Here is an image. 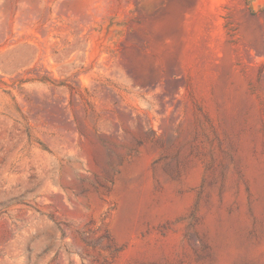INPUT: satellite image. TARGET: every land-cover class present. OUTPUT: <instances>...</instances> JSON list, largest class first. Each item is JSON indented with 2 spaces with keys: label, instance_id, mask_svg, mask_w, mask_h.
<instances>
[{
  "label": "rangeland",
  "instance_id": "rangeland-1",
  "mask_svg": "<svg viewBox=\"0 0 264 264\" xmlns=\"http://www.w3.org/2000/svg\"><path fill=\"white\" fill-rule=\"evenodd\" d=\"M245 138L264 163V0H0V264H226L237 242L264 252ZM146 146L144 180L124 167ZM132 183L143 198L119 237ZM227 186L229 215L245 197L243 236L202 228ZM172 198L188 200L168 212Z\"/></svg>",
  "mask_w": 264,
  "mask_h": 264
},
{
  "label": "bare ground",
  "instance_id": "bare-ground-1",
  "mask_svg": "<svg viewBox=\"0 0 264 264\" xmlns=\"http://www.w3.org/2000/svg\"><path fill=\"white\" fill-rule=\"evenodd\" d=\"M74 2H76V1H74ZM228 66H229L228 61L225 60L224 61L225 69ZM144 84L146 85V81H144ZM219 94L221 95L220 92H219ZM236 99H237V102L239 104H244L246 102V97H245L244 92L240 91L237 94ZM249 144H250L249 139L245 138L242 140V144L240 146L241 147L240 155L242 157L244 173L252 181L254 191L257 192L258 194H260L262 197H264V163L261 159L258 160L259 158L257 159V158H253V156H251V154L249 153V148H250ZM152 148H153V146H151V147L146 146V148H144L142 150L140 156L138 158H136L132 162V164L125 165L124 171L129 172L132 170H140L141 175L144 178V180L147 179L149 176V160L151 158ZM190 175H191L190 179L192 180V182H196L198 180V177H199V169L195 168L190 173ZM135 183L130 184L128 186V188H129L128 191L124 194L123 206H122V209L119 210V213L117 215L118 217H117L115 226L113 228L114 234H116L119 237H125L127 235L126 231L124 230L125 225L127 224V222L129 220L133 219L135 214H136L137 207H138V204H137L138 198L139 197L143 198L142 196H140L139 190L137 189L138 185L136 186ZM169 192H171V190H169ZM143 194H144V196H146L147 190L143 191ZM232 197L233 196L231 194L230 187L227 186L225 194H224L223 202L221 204L214 202L212 204L211 208L209 207L210 209H207V210H205V212H203L205 214L204 215L205 216V222H204L202 228L209 230L212 234L219 233V235H220L221 233H227L229 231L228 227H231L232 229L234 228L235 231H237L238 229L242 230L241 236L244 235V231L247 227V221H246L245 215H244L245 197L243 194H240L239 199H238V202L240 205L239 210L236 213L229 215L226 212V207L233 200ZM187 200L188 199H184V201H179L177 199L172 198V203L167 206L166 210L168 212H175V211L179 210L180 208H182L181 206ZM233 235L234 234H231V236H233ZM224 236H227V234ZM224 236H223V238H224ZM221 237H219V238H221ZM225 238L223 240H225ZM214 240H215V238H214ZM220 243H221V241H220ZM238 244H239V242H237V244H235V246H234V247H236V249L230 250L228 246H227L228 249H225V248L222 249V261L223 262H225L226 264H231L234 262H240V261L244 260L245 258H247L251 254H257L261 260H264V252H262V250H257V249L256 250H253V249L248 250V249L242 248ZM263 247H264V245H263Z\"/></svg>",
  "mask_w": 264,
  "mask_h": 264
}]
</instances>
